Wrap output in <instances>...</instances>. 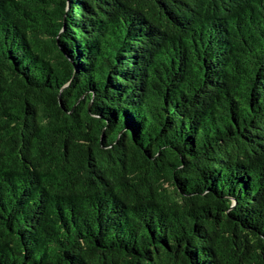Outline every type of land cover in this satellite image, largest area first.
<instances>
[{"label": "trees", "instance_id": "trees-1", "mask_svg": "<svg viewBox=\"0 0 264 264\" xmlns=\"http://www.w3.org/2000/svg\"><path fill=\"white\" fill-rule=\"evenodd\" d=\"M0 264H264V0H0Z\"/></svg>", "mask_w": 264, "mask_h": 264}]
</instances>
